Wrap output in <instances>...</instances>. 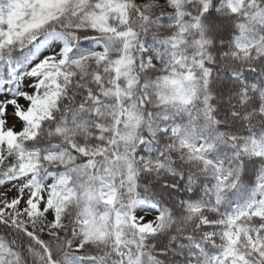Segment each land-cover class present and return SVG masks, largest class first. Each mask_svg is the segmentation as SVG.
<instances>
[{"label":"snow or ice","instance_id":"obj_1","mask_svg":"<svg viewBox=\"0 0 264 264\" xmlns=\"http://www.w3.org/2000/svg\"><path fill=\"white\" fill-rule=\"evenodd\" d=\"M0 264H264V0H0Z\"/></svg>","mask_w":264,"mask_h":264}]
</instances>
